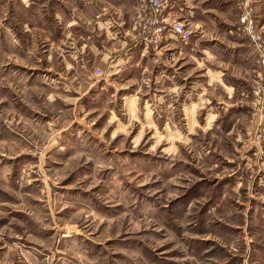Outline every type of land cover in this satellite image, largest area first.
<instances>
[{
  "label": "rangeland",
  "instance_id": "obj_1",
  "mask_svg": "<svg viewBox=\"0 0 264 264\" xmlns=\"http://www.w3.org/2000/svg\"><path fill=\"white\" fill-rule=\"evenodd\" d=\"M58 1L0 0V264H264V0Z\"/></svg>",
  "mask_w": 264,
  "mask_h": 264
},
{
  "label": "crops",
  "instance_id": "obj_2",
  "mask_svg": "<svg viewBox=\"0 0 264 264\" xmlns=\"http://www.w3.org/2000/svg\"><path fill=\"white\" fill-rule=\"evenodd\" d=\"M35 0H28V5L34 2ZM98 0H59V6H62L66 11L61 12L58 10L55 17L62 25H68L72 23H80V21H84L87 19H93L97 22V17L102 14V12H98L96 9V4ZM104 1L102 8L104 9V13L109 9L115 12V16L110 17H102L104 18L102 23L109 24L113 18H116L117 21L123 23L124 21H129L131 19V14L133 7L137 0H99ZM77 9V11L75 10ZM85 10V12H80V10ZM86 14V15H85ZM113 17V18H112ZM101 22V21H100ZM108 33H112L111 30L107 31Z\"/></svg>",
  "mask_w": 264,
  "mask_h": 264
},
{
  "label": "built area",
  "instance_id": "obj_3",
  "mask_svg": "<svg viewBox=\"0 0 264 264\" xmlns=\"http://www.w3.org/2000/svg\"><path fill=\"white\" fill-rule=\"evenodd\" d=\"M168 1L169 0H144L146 14L143 24L144 27H146L147 31L151 33L148 39L145 40V45H147L148 42L152 40L157 41L161 39L163 29L166 26L165 21H167V15L169 14V12H166ZM250 2L251 0H237L239 20L242 23H247V27L249 28L251 27V22L249 21V11L251 8ZM169 22L175 33L183 32L181 21L172 19Z\"/></svg>",
  "mask_w": 264,
  "mask_h": 264
}]
</instances>
